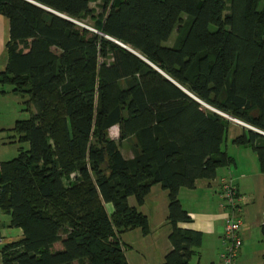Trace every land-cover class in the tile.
<instances>
[{"label": "trees", "instance_id": "obj_1", "mask_svg": "<svg viewBox=\"0 0 264 264\" xmlns=\"http://www.w3.org/2000/svg\"><path fill=\"white\" fill-rule=\"evenodd\" d=\"M30 1L0 0V85L29 111L7 129L27 148L0 161V212L22 232L0 246V264H128L119 235L148 223L127 198L142 204L154 184L169 226L160 264H189L201 235L177 226L189 219L178 189L233 163L222 115L264 132V0H99L96 17L95 0ZM237 128L230 143L264 174V136Z\"/></svg>", "mask_w": 264, "mask_h": 264}, {"label": "crops", "instance_id": "obj_2", "mask_svg": "<svg viewBox=\"0 0 264 264\" xmlns=\"http://www.w3.org/2000/svg\"><path fill=\"white\" fill-rule=\"evenodd\" d=\"M7 39V19L1 15L0 71L3 70L6 62L5 43ZM113 126L115 127V132L111 138H116L117 126ZM234 129V134L238 133L237 126ZM124 142H127L129 147L125 158H130L132 155L130 146L133 142L132 140H124L121 143L124 144ZM233 147V151L237 149ZM222 149L233 157L232 164L217 167L212 178L198 179L194 182L192 188L182 187L178 189L177 197L179 203L186 211L189 219L188 221L179 222L177 226L200 232L201 235L199 246L196 248L195 254L192 255L195 260L191 262L189 259L188 263L221 264L220 253L223 250L221 237L226 211L219 207L218 179L223 176L232 182L240 196L238 218L242 222V227L239 231L241 245L235 256V264H264V174L259 172L257 163L253 161L248 166L241 160L238 163L234 154L227 150V145H224ZM154 194H157L158 198H160L157 204L151 200ZM143 204L147 205L145 210L142 209ZM129 205L134 206V204ZM136 207L146 216L149 230L153 229L152 227L156 230L160 225L164 224L163 232L158 231L156 237H154V240L159 244L160 256L164 255L170 249V243L167 239L169 226L165 219L167 214L166 191L161 189L158 184L152 185L142 204ZM106 210L108 211L107 208ZM2 215L0 213V246L4 243L17 241L22 237V232L19 228L7 226L8 218L1 220ZM129 242L133 244L132 241ZM126 261L129 264L127 259ZM160 261L159 258L157 264H160Z\"/></svg>", "mask_w": 264, "mask_h": 264}, {"label": "rangeland", "instance_id": "obj_3", "mask_svg": "<svg viewBox=\"0 0 264 264\" xmlns=\"http://www.w3.org/2000/svg\"><path fill=\"white\" fill-rule=\"evenodd\" d=\"M99 5H100L99 0H95L89 3V6L94 11L93 15L95 17L100 12ZM182 18L185 19L184 15H182ZM84 23L86 25H91L92 20L89 18H86L84 20ZM85 24H81V25H85ZM213 28L214 26L212 25L209 26L210 30H212ZM175 36H176V31L173 30L170 33L167 40L162 42V45L171 46L174 42ZM9 89H10L9 85H0V161L7 160V159L14 157L19 147H21L22 149L27 148L26 142L16 141L17 135L14 134L12 131L7 130L8 128L12 126L14 120L24 119L29 116V111L24 109L25 105L22 103L23 98L20 97L16 93L10 92ZM1 90H5V92L2 93ZM29 107L31 108V110H33L32 105H30ZM231 122L232 124L228 126V129L226 132V139L221 147L224 148V145H227V150L230 153L234 154V157L236 158L238 163H239V160H241L246 166H248L250 162L252 161L257 163L255 154L250 148L235 146V145L233 147V145H231L230 138L234 135V131H235L234 128H236V126H239V124L233 121ZM114 132H115V127L111 126L108 129V136L111 137L112 134H114ZM231 146L237 149L233 151ZM128 148L129 147H128L127 142H124V144L121 143L120 151L124 158L127 157L126 152L128 151ZM242 150H245V151H242ZM151 200L155 204H157L160 198H158L157 194H154L152 195ZM127 203L128 205L134 204V206L136 207L132 196H129L127 198ZM105 206L108 209V211H111V205L109 203H106ZM146 207L147 205L143 204L142 209L145 210ZM136 209L140 211L137 207ZM2 219L6 220L7 215L3 214L1 220ZM152 228L153 229H150V230L148 228V231L146 234H142L140 229L136 227L129 231H125L119 235L120 242L122 243V246H123L124 256L128 260L129 264H157L159 261V258L162 261L163 255L160 256L159 244L154 240L155 239L154 237H156L158 231L161 233L163 232L164 224L160 225V227L156 229L157 231L154 230V227ZM129 241H132L133 244H131ZM57 247H60L59 243L53 244L52 249L57 248ZM194 260H195L194 256H191L190 261L192 262Z\"/></svg>", "mask_w": 264, "mask_h": 264}, {"label": "built area", "instance_id": "obj_4", "mask_svg": "<svg viewBox=\"0 0 264 264\" xmlns=\"http://www.w3.org/2000/svg\"><path fill=\"white\" fill-rule=\"evenodd\" d=\"M218 197L219 207L226 211L222 227L223 250L220 253V262L235 264V256L241 245L239 231L242 222L238 218L240 196L232 182L223 176L218 179Z\"/></svg>", "mask_w": 264, "mask_h": 264}, {"label": "water", "instance_id": "obj_5", "mask_svg": "<svg viewBox=\"0 0 264 264\" xmlns=\"http://www.w3.org/2000/svg\"><path fill=\"white\" fill-rule=\"evenodd\" d=\"M27 1H30V0H27ZM30 2H31V3H34V2H32V1H30ZM34 4H36V3H34ZM36 5H38L39 7L43 8V9L49 11V12L54 13V14L60 16V17H63V18H65V19H67V20H70V21H72V22H74V23H76V24H78V25H80V26H82V27H84V28H86V29L92 31V32H96L94 29H92V28H90V27H88V26H86V25H81L80 23L75 22V21H73V20H71V19H69V18H67V17H65V16H63V15H61V14H59V13H56V12L50 10V9H47V8H45V7H43V6L39 5V4H36ZM98 34H100V32H98ZM113 41H114V40H113ZM114 42L117 43V44H119V45H121L122 47H124L122 44L118 43L117 41H114ZM124 48H126V47H124ZM126 49L129 50L130 52H132L133 54L137 55V54H136L135 52H133L132 50H130V49H128V48H126ZM156 70H157V69H156ZM157 71H158V70H157ZM158 72H159L160 74H162L166 79H168L169 81L173 82V81L170 80L167 76H165L163 73H161L160 71H158ZM173 83H174V82H173ZM186 93H187V92H186ZM187 94H188V93H187ZM188 95H189L190 97H192L194 100H196L198 103H200V101L197 100L195 97L191 96L190 94H188ZM221 115H222V114H221ZM222 116L226 117V118H227L228 120H230V121H233V122L239 124L240 126L246 127V128H248V129L253 130V131H255V132H257V133H259V134H261V135L264 136V132H262V131H259V130L255 129V128H252V127L248 126V125H245L244 123H242V122H240V121H238V120H236V119H234V118H231V117H229V116H226V115H222Z\"/></svg>", "mask_w": 264, "mask_h": 264}]
</instances>
